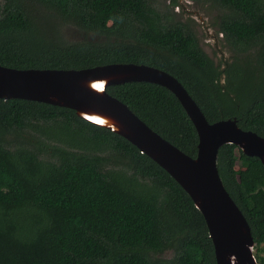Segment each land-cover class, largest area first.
<instances>
[{
    "label": "trees",
    "instance_id": "16d2710c",
    "mask_svg": "<svg viewBox=\"0 0 264 264\" xmlns=\"http://www.w3.org/2000/svg\"><path fill=\"white\" fill-rule=\"evenodd\" d=\"M190 1L223 9L217 32L233 53L222 68L151 0H0V65L147 64L175 77L209 123L235 119L264 138V0ZM62 25L102 38L68 40ZM106 91L196 156V130L168 89L132 81ZM216 165L264 264V165L235 144L219 147ZM0 264L216 261L201 212L133 144L73 109L12 98L0 99Z\"/></svg>",
    "mask_w": 264,
    "mask_h": 264
},
{
    "label": "water",
    "instance_id": "95a60500",
    "mask_svg": "<svg viewBox=\"0 0 264 264\" xmlns=\"http://www.w3.org/2000/svg\"><path fill=\"white\" fill-rule=\"evenodd\" d=\"M149 82L168 89L191 120L197 153L191 157L107 93L109 85ZM19 98L73 109L78 116L124 137L164 169L201 212L216 264H258L250 226L225 189L216 159L223 144H235L264 165V138L227 118L209 123L195 100L171 74L132 62L82 69H17L0 65V99Z\"/></svg>",
    "mask_w": 264,
    "mask_h": 264
},
{
    "label": "rangeland",
    "instance_id": "374dc122",
    "mask_svg": "<svg viewBox=\"0 0 264 264\" xmlns=\"http://www.w3.org/2000/svg\"><path fill=\"white\" fill-rule=\"evenodd\" d=\"M151 2L155 8L169 17V23L179 22L187 25L196 36L199 46L215 65L220 64L222 68L224 63L231 59L232 50L220 40L221 35L217 32V22L223 14V9L206 1L175 0V4L172 0H151ZM62 31L68 40H79L84 37L102 38L88 35L73 25H62ZM171 255V251L162 254L163 257H171Z\"/></svg>",
    "mask_w": 264,
    "mask_h": 264
}]
</instances>
